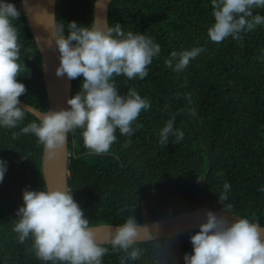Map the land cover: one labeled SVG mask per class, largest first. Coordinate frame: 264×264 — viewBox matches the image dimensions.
<instances>
[{
	"label": "trees",
	"instance_id": "1",
	"mask_svg": "<svg viewBox=\"0 0 264 264\" xmlns=\"http://www.w3.org/2000/svg\"><path fill=\"white\" fill-rule=\"evenodd\" d=\"M94 1L56 0V23L89 25ZM11 2L21 12L13 21L22 65L17 79L26 87L19 98L45 111L41 55L20 0ZM211 11L210 0L111 1L109 25L120 23L125 32L144 33L161 51L148 65L146 78L113 77L120 94L134 88L150 101V108L141 111L133 124L141 127L131 136L117 129L109 152L94 154L84 146L81 129L68 133V187L90 226L121 224L131 216L146 223L212 206L264 226V191H260L264 187V26L243 33L239 41L228 37L212 42L207 36ZM255 11L264 15V9ZM196 46L204 51L182 72L166 67L164 61L172 50ZM81 79L71 80V96ZM189 107L195 108L196 117L189 116ZM173 115L174 128L181 129L184 138L176 142L170 136L167 144H161L159 130ZM33 120L38 122L25 110L17 127L0 128V158L8 162L0 182V264H45L36 257L31 237L20 242L13 231L22 190L46 187L43 145L34 135L19 131ZM225 182L230 185L228 200L220 203ZM196 231L140 242L137 246L144 251L129 264H158L156 240L167 264H182V255L192 251L188 237ZM104 246L109 251L102 264H120L124 252Z\"/></svg>",
	"mask_w": 264,
	"mask_h": 264
},
{
	"label": "clouds",
	"instance_id": "2",
	"mask_svg": "<svg viewBox=\"0 0 264 264\" xmlns=\"http://www.w3.org/2000/svg\"><path fill=\"white\" fill-rule=\"evenodd\" d=\"M20 2L27 4V0ZM210 2L213 22L207 28V36L212 42L228 37L239 41L243 33L264 26V15L255 11L264 9V0ZM20 14L11 0H0V128H15L25 116L19 97L26 87L17 79L22 65L18 31L13 24ZM49 31L47 46H54L58 52L56 76L69 80L81 77L79 90L66 99L69 107L41 112L38 122L33 120L19 131L34 135L49 159L57 156L66 144L67 134L76 129H81L83 144L92 153H107L117 139V129L121 135L131 136L141 127H133L139 114L151 106L149 99L134 88L120 94L113 77L146 78L148 65L161 51L160 45L144 33L125 32L120 23L98 26L92 22L83 26L76 21H61ZM202 51V46L172 50L164 63L173 71L182 72ZM185 98L189 105L193 103L190 95ZM187 111L190 117L198 115L194 107ZM174 121L173 115L160 128L161 144H167L170 136L176 142L184 138V132L174 128ZM7 170L8 162L0 158V182ZM229 189L225 182L218 195L220 203L228 200ZM21 198L23 203L15 210L13 231L20 242L31 237L36 257L45 264H102V257L109 251L106 244L124 252L120 264L138 260L144 251L137 245L145 238L141 231L145 226L131 216L116 227L108 226L103 237L98 238L67 186L25 188ZM203 217L198 231L188 237L192 251L182 255V264H264V227L242 216H232L234 219L229 221L207 209ZM167 243L170 245V241ZM161 247L156 240L158 264H167L159 251Z\"/></svg>",
	"mask_w": 264,
	"mask_h": 264
},
{
	"label": "water",
	"instance_id": "3",
	"mask_svg": "<svg viewBox=\"0 0 264 264\" xmlns=\"http://www.w3.org/2000/svg\"><path fill=\"white\" fill-rule=\"evenodd\" d=\"M111 1L112 0L94 1L93 22L98 26L103 25L104 23L109 24L108 16ZM21 7L30 32L41 55L42 77L48 103V107L45 111L67 108L69 106L66 104V99L71 97L72 81L64 76H56L55 68L59 63L58 52L55 50L54 46L49 48L46 43L50 38L49 28L56 24V0H27V4H21ZM19 101L20 106L25 107V110L30 112L36 118H39L40 113L44 112L20 98ZM68 145L67 134V141L64 148L60 149L57 156L53 159L48 158L43 146L41 169L45 186L68 187V164L70 155ZM205 209L222 214L229 221L234 219L232 216H239L235 213L215 208V206L201 207L176 213L154 221L139 223L145 226L141 229L145 237L141 242L197 230L198 225L204 221L203 211ZM118 225L119 224L101 223L90 227L96 232L98 238H102L107 232L108 226L116 227ZM150 233H152V237Z\"/></svg>",
	"mask_w": 264,
	"mask_h": 264
}]
</instances>
